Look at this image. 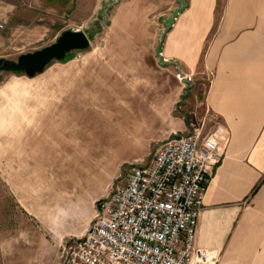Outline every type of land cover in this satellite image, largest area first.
Returning a JSON list of instances; mask_svg holds the SVG:
<instances>
[{"label": "rangeland", "instance_id": "374dc122", "mask_svg": "<svg viewBox=\"0 0 264 264\" xmlns=\"http://www.w3.org/2000/svg\"><path fill=\"white\" fill-rule=\"evenodd\" d=\"M118 3L109 6L107 19L99 15L79 26L90 45L70 53L68 61H52L33 77L0 75V264H55L60 245L90 227L110 185L129 166L148 164L171 136L182 110L180 101L167 104L179 79L168 78L156 63L165 28L152 45L148 28L115 20ZM35 14L49 28L41 35L2 30L7 43L0 46V61L16 62L64 31L79 30L67 19L54 23ZM201 92L196 88L197 97ZM123 115L134 119L132 145L98 171L91 142Z\"/></svg>", "mask_w": 264, "mask_h": 264}, {"label": "crops", "instance_id": "0c3cea01", "mask_svg": "<svg viewBox=\"0 0 264 264\" xmlns=\"http://www.w3.org/2000/svg\"><path fill=\"white\" fill-rule=\"evenodd\" d=\"M104 1L0 0V46L7 43L4 29L11 35L47 30L36 12L54 23L67 19L85 33L79 26L99 21ZM178 7L176 0H119L115 20L145 26L152 44ZM159 56L162 73L176 80L181 74L191 83L185 95L188 86L178 80L168 97L169 106L180 101L182 110L170 135L206 133L215 125L229 134L222 159L208 178L194 248L214 255L215 264H264V0H185ZM134 125L132 116L123 115L98 133L90 145L96 165L100 162L98 171L113 153L132 145Z\"/></svg>", "mask_w": 264, "mask_h": 264}, {"label": "built area", "instance_id": "2783aa9c", "mask_svg": "<svg viewBox=\"0 0 264 264\" xmlns=\"http://www.w3.org/2000/svg\"><path fill=\"white\" fill-rule=\"evenodd\" d=\"M228 143L221 125L171 135L148 164L129 166L110 185L90 227L60 245L55 264H215L194 248V235L209 175Z\"/></svg>", "mask_w": 264, "mask_h": 264}, {"label": "water", "instance_id": "95a60500", "mask_svg": "<svg viewBox=\"0 0 264 264\" xmlns=\"http://www.w3.org/2000/svg\"><path fill=\"white\" fill-rule=\"evenodd\" d=\"M117 0H105L103 7L99 10V15L102 16V20L107 19V10ZM179 5L177 9L172 13L169 22H167L165 29L161 33V37L158 42L157 55L160 53V45L166 32L171 27L177 14L185 8V0H176ZM105 23V21H103ZM101 24H103L101 22ZM89 39L85 33L79 30H68L64 31L56 40L55 43L46 46L33 53L22 54L18 57L16 62L11 61H0V75L3 72H23L28 77H33L36 74L41 73L45 67L52 61H63L66 62L73 55L70 53L74 51H83L89 47ZM160 57V56H159ZM160 64H166L159 58ZM182 83L187 84L191 87V83L188 79H182ZM184 94H187L185 89Z\"/></svg>", "mask_w": 264, "mask_h": 264}, {"label": "trees", "instance_id": "16d2710c", "mask_svg": "<svg viewBox=\"0 0 264 264\" xmlns=\"http://www.w3.org/2000/svg\"><path fill=\"white\" fill-rule=\"evenodd\" d=\"M50 63H51V62H50ZM50 63H49V64H50ZM49 64H48V65H49ZM48 65H47V66H48Z\"/></svg>", "mask_w": 264, "mask_h": 264}]
</instances>
